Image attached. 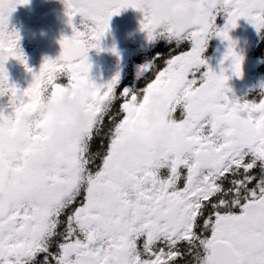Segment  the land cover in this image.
<instances>
[{"label": "snow or ice", "instance_id": "snow-or-ice-1", "mask_svg": "<svg viewBox=\"0 0 264 264\" xmlns=\"http://www.w3.org/2000/svg\"><path fill=\"white\" fill-rule=\"evenodd\" d=\"M27 2L0 0V188L12 174L28 194L18 206L0 202V264H264V91L258 102L230 98L226 69L201 57L211 36L228 41L223 60L241 76L243 57L229 32L240 18L264 29V0H78L79 7L62 0L71 35L35 72L8 26ZM128 8L168 58L155 51L118 92L119 72L101 84L89 78L87 53L103 50L109 19ZM182 11L190 13L185 24L162 26ZM10 58L31 74L27 87L9 82ZM79 87L88 89V119L53 152L39 98L55 101ZM160 96L177 129L168 155L159 163L147 153L123 159L117 146L141 139L136 116ZM237 120L246 126L239 139ZM36 149L55 165H34Z\"/></svg>", "mask_w": 264, "mask_h": 264}, {"label": "flooded vegetation", "instance_id": "flooded-vegetation-1", "mask_svg": "<svg viewBox=\"0 0 264 264\" xmlns=\"http://www.w3.org/2000/svg\"><path fill=\"white\" fill-rule=\"evenodd\" d=\"M67 18L64 13L62 0H28L25 5L17 6L9 17V28L15 29L19 34V46L26 59L27 66L37 71L44 58L54 59L60 52L58 41L62 36L71 35ZM141 14L139 11L128 8L121 10L118 15L109 19L108 31L100 42L102 51L90 50L88 55L89 78L101 84L108 81L119 72L122 84L118 86L119 92L123 86L133 80V69L150 60L155 51H160L164 58H168L163 43L149 39L140 28ZM225 20L218 16L216 24L222 27ZM238 26L230 30L229 35L235 44V51L243 57L242 74L237 77L230 68V61H224L228 41L217 36H211L201 53V57L213 70L219 72L226 69L225 75L230 98L241 102L260 99L264 91V29H257L244 18L238 20ZM186 44L182 50L190 47ZM115 49L113 54L109 49ZM223 61V63H221ZM160 67L163 60L158 61ZM10 83L18 88L27 87L31 81V74L25 67L14 59H8L4 65ZM61 82L66 83V80ZM144 86V81H140ZM179 113H177V116Z\"/></svg>", "mask_w": 264, "mask_h": 264}, {"label": "clouds", "instance_id": "clouds-1", "mask_svg": "<svg viewBox=\"0 0 264 264\" xmlns=\"http://www.w3.org/2000/svg\"><path fill=\"white\" fill-rule=\"evenodd\" d=\"M76 0V7H79ZM190 18L188 11L177 13L173 18L162 19V26L179 27ZM89 102L88 89L79 87L72 90L63 98L53 101L49 96L43 95L38 101V110L42 116L50 120L47 130L48 144L53 152H61L65 144L79 136L88 114L83 110ZM136 124L143 130L141 139L137 142L122 141L117 151L125 160L131 161L142 153H147L153 162L159 163L168 155L169 147L177 139L175 121L169 110L167 97H153L143 110L136 116ZM233 127L237 133L235 138L246 131L241 120L234 122ZM32 163L42 169L55 165L54 159L40 149L33 151ZM28 194L17 188L15 176L7 175L5 183L0 188V202L6 206H18L27 199Z\"/></svg>", "mask_w": 264, "mask_h": 264}]
</instances>
